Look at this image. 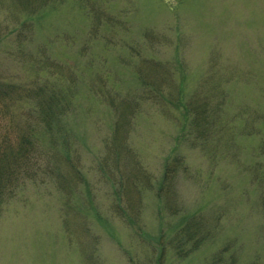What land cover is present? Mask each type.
<instances>
[{"label":"rangeland","instance_id":"1","mask_svg":"<svg viewBox=\"0 0 264 264\" xmlns=\"http://www.w3.org/2000/svg\"><path fill=\"white\" fill-rule=\"evenodd\" d=\"M21 5L0 0L2 32L29 15ZM56 5L41 25L34 22L32 41H0L1 81L23 90L54 82L75 92V111L65 126L74 144H63L55 133L52 146L44 134L46 152L38 164L40 170L49 165L50 172L28 178L1 205L0 264H156L157 238L165 250L161 264H210L219 251L215 264H264V0ZM135 44L138 56L126 47ZM143 57L162 63L147 79L162 86L155 93L137 83ZM105 92L138 99L127 136L149 178L142 176L145 183L158 189L163 159L173 153L187 167L188 175L176 179L175 200L163 201L160 216L152 191L143 190L138 204L137 194L126 196L96 168L118 130L114 120L122 119L106 108ZM143 92L151 98L140 99ZM196 95L194 109L206 112L200 125L206 135L213 130L208 138L183 116L182 104L190 107ZM9 118H0L1 132L16 135L34 122L25 114ZM178 134H186L179 143ZM56 165L67 178L83 174L73 194L56 186ZM134 209L141 211L142 230L123 215L134 217ZM172 209L180 211L170 215ZM214 211L222 213L219 221L211 220ZM186 214L204 216L206 228L215 227L196 251L189 250L192 242L175 237L173 226Z\"/></svg>","mask_w":264,"mask_h":264},{"label":"trees","instance_id":"2","mask_svg":"<svg viewBox=\"0 0 264 264\" xmlns=\"http://www.w3.org/2000/svg\"><path fill=\"white\" fill-rule=\"evenodd\" d=\"M15 1L18 3L20 2V4H22L21 6L25 8L24 11L29 15L19 20L16 27L4 29L3 32L2 28H0V41L4 38L14 36L17 43L22 44L28 37H30L31 41L34 39L35 35H33V33L32 35L30 34L31 31L34 32V22L36 21L37 25H41V21L48 16L49 11L57 8L56 3L59 4L63 0ZM151 35L153 34L151 31L149 32V30L145 33L148 39ZM136 46V44L130 46L126 45L129 50L128 52L138 56L140 50L138 51ZM22 56L30 60L29 55L26 56L23 54ZM125 60L124 57L122 65L126 66L127 62ZM161 65L162 63L160 61H152V58L143 57L140 63V69L135 71L138 85L141 83L152 87L154 93L158 91L162 86L155 88L149 84L147 79L151 78L153 76L152 71L158 69ZM71 78L70 75L68 79ZM59 85L60 84L54 82H35L30 88L28 87L27 90H23L16 84L0 80V118L9 116V119L14 120L20 114H25L26 118H34L33 123H26L19 127L16 135L0 131V212L5 196H12L18 187L25 185L28 178L35 177L38 172L45 174L50 172L51 167H49V165L47 167L43 165L44 169L40 170L38 164V161L43 160V155H45L46 152L44 150L45 143H43L45 140L44 134H47V137H51L52 146L56 142L55 133L59 134L58 137H61L63 144H74L73 141L70 142L69 133H72V131L69 128H67V130L65 126L72 117L68 115H71L70 113H72V111L74 113L75 111V92L73 89H66ZM199 96L196 95L194 97L195 102L193 103H195V105L192 103L189 107L186 103L182 104L184 108L183 116L185 120H189L190 117L189 126L195 128L198 133H204L205 135L203 137L208 138L213 134V130L210 134L206 135V132H208L206 125L204 124V127H201V122L204 121L203 116L206 114V112L202 111L204 107L202 106L197 107L196 110L194 109L195 106L199 105L197 101L200 99ZM105 98L106 100L103 102L104 104L106 103V108L111 109L109 112H116L118 116H122V119L114 120L113 127L115 128L117 126L118 130H113L110 140L103 146L102 151H105V153L101 157H97L96 168H98L105 177L112 179V181L115 180L113 184L115 183L119 191L123 192L126 196H134L137 194L136 203L138 204L142 203V194L144 191H152L158 203V212L160 216L162 213L160 207L163 201L175 200L176 179L182 173H187L188 175L187 167L183 159L177 157L174 153L170 158L167 156L164 157V169L156 187L158 189L153 190L154 186L151 187L145 183V180L149 178L145 179L144 170L139 166V161L136 159L135 153L131 150L127 136L128 129L132 125L130 119L138 107V99L130 101L129 98L118 97L117 94H107V92H105ZM149 98L151 97H144L143 92L140 99ZM121 127H124L122 131H120ZM185 135L186 134H178L176 137L178 141L176 142L179 143L181 140L183 141ZM61 145V149H64ZM176 146L177 144H174L173 148ZM176 149L177 148L172 150ZM65 160L66 159H64V161ZM126 166L129 167V170H126ZM54 172H56L57 178L56 186L67 191V193L73 194V190L76 188L77 183H81V180L84 178L83 174L79 173V171L76 174L71 172L67 178L57 165L55 166ZM84 182L88 185L87 180L84 179ZM138 208L141 209L140 205ZM139 209H134V211H136L135 215H133L134 217L128 214V216H126V213H123V215L127 217L130 225H136L137 229L142 230V225L139 223L141 216V211ZM172 211L170 215H173V213L178 214L180 209H172ZM214 212L215 213L211 215V220L214 222L219 221L222 213ZM179 218L178 224L173 226L176 234L175 237L179 243H182L184 238L185 242H192L191 248L189 249L190 252L196 251L206 239L210 237V233L215 228H206L207 225H205L206 222L204 221H206V219L204 216L198 217L186 214L180 215ZM181 221L183 222L180 223ZM159 239L160 238H157L159 253L158 255L156 254V264L162 263V253L165 251ZM225 250H227V247H224V251ZM212 258L210 264L218 263L222 258L221 252H217Z\"/></svg>","mask_w":264,"mask_h":264}]
</instances>
